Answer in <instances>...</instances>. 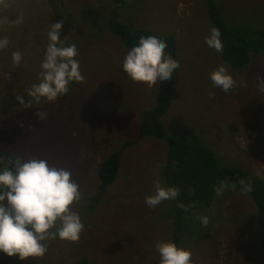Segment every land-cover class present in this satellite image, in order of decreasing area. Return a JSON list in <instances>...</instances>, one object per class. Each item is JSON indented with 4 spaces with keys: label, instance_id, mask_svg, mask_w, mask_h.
I'll list each match as a JSON object with an SVG mask.
<instances>
[{
    "label": "rangeland",
    "instance_id": "obj_1",
    "mask_svg": "<svg viewBox=\"0 0 264 264\" xmlns=\"http://www.w3.org/2000/svg\"><path fill=\"white\" fill-rule=\"evenodd\" d=\"M215 1L222 4L228 25L251 22L264 27V0ZM123 2L120 21L177 39L181 66L173 102L161 117L165 128H195L220 164L238 165L264 179V88L258 79L264 78L263 54L251 52L250 65L234 69L208 48L207 0ZM116 3L0 2V38L10 42L0 50V81L7 77L14 81H6L9 91L4 94L0 86V152L11 150L24 160L44 159L70 171L81 192V200L72 207L85 223L76 242L51 240L45 256L35 261L0 252V264H153L160 258L155 242L173 238L174 200L155 208L145 203L155 191V180L166 186L162 167L167 142L138 138L142 112L156 103L157 84L134 82L123 71L125 50L131 47L104 27ZM60 20L64 21L60 38L77 43L84 80L54 103L36 102L26 92L39 82L48 25ZM16 51L23 57L19 65L12 62ZM220 65L236 81L227 93L214 88L209 78ZM17 97H23V103ZM131 140L135 143L125 145ZM114 151L121 152L118 175L97 197L99 163ZM222 188L210 208L198 204L185 217L179 246L191 250L193 264H264L260 245L264 233L256 222L252 197L232 185ZM199 216L210 218L206 228Z\"/></svg>",
    "mask_w": 264,
    "mask_h": 264
},
{
    "label": "clouds",
    "instance_id": "obj_2",
    "mask_svg": "<svg viewBox=\"0 0 264 264\" xmlns=\"http://www.w3.org/2000/svg\"><path fill=\"white\" fill-rule=\"evenodd\" d=\"M63 24L64 21L60 20L48 25V44L40 65L39 82L32 84L26 92L36 102L44 99L54 103L71 92L70 86L74 82L84 80L80 61L76 58L77 45L69 43L67 36L60 38ZM204 39L208 48L217 53L223 52L219 28L212 26ZM9 43L7 38H0V50L7 48ZM166 48L167 43L159 32H147L137 44L126 48L123 71L134 82L155 85L169 81L181 65L179 60L165 51ZM22 58L19 51L12 53L14 65H19ZM209 78L214 88L225 93L236 85L234 77L224 65L213 70ZM258 79L259 86L264 88V78ZM17 98L23 103V97ZM154 187L155 191L145 197V203L151 208L179 196L177 187L164 186L159 179L154 181ZM249 189L250 186L245 190ZM216 191L220 195L223 188ZM80 200V185L72 179V173L44 159L18 158L12 167H0V252L9 257L16 256L21 261L30 258L35 261L45 256L51 240L78 241L85 223L80 212L72 206ZM197 219L202 228L210 223L208 216ZM155 249L160 264H193L191 250L178 246L173 240H157Z\"/></svg>",
    "mask_w": 264,
    "mask_h": 264
},
{
    "label": "trees",
    "instance_id": "obj_3",
    "mask_svg": "<svg viewBox=\"0 0 264 264\" xmlns=\"http://www.w3.org/2000/svg\"><path fill=\"white\" fill-rule=\"evenodd\" d=\"M113 1L118 3L112 6L106 16L104 27L117 36L124 46L132 47L138 43L141 36L152 30L135 28L137 26L120 21V8L124 2L123 0ZM207 18L210 28L215 26L221 32L224 47L223 52L217 53V55L230 67L234 69L248 67L251 62V52H259L264 56V27L251 22L228 25L222 4L215 0H207ZM162 36L167 43L165 51L179 60L178 42L175 36L171 34ZM75 44L77 45V43ZM178 70L173 73L169 81L157 83L156 103L152 108L142 112L143 118L139 123L138 133L140 139L152 136L167 142L162 176L166 186H175L179 189V196L174 200L173 206L174 230L172 240L179 246V234L185 217L198 204L210 208L216 189L227 185L235 186L243 191H246L245 189L250 186L246 192L250 194L255 203V219L264 233V179L238 165L220 164L212 146L202 140L195 128L185 126L166 129L162 124L161 117L173 102V89L177 82ZM6 79L0 81V83L2 82L0 86L3 88V94L9 91L5 86L6 81L14 82L8 80V77ZM12 82L8 84L12 86ZM4 109L6 110L7 107L4 106ZM5 121L8 124L12 123L11 119ZM133 143L135 140L127 141L125 145ZM0 153L8 167H12L18 158L24 160L11 150H3ZM120 156V151H114L100 161L97 170L99 179L97 197L104 195L107 186L115 181L120 167ZM260 245L264 253V237L260 241ZM153 264H160V258Z\"/></svg>",
    "mask_w": 264,
    "mask_h": 264
},
{
    "label": "flooded vegetation",
    "instance_id": "obj_4",
    "mask_svg": "<svg viewBox=\"0 0 264 264\" xmlns=\"http://www.w3.org/2000/svg\"><path fill=\"white\" fill-rule=\"evenodd\" d=\"M0 160H3V157L2 156H0ZM4 161V160H3Z\"/></svg>",
    "mask_w": 264,
    "mask_h": 264
}]
</instances>
